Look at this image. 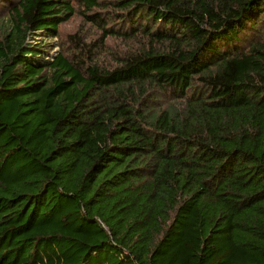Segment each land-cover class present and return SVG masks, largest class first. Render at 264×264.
Returning a JSON list of instances; mask_svg holds the SVG:
<instances>
[{
  "label": "trees",
  "instance_id": "1",
  "mask_svg": "<svg viewBox=\"0 0 264 264\" xmlns=\"http://www.w3.org/2000/svg\"><path fill=\"white\" fill-rule=\"evenodd\" d=\"M82 2L0 0V264H264V0Z\"/></svg>",
  "mask_w": 264,
  "mask_h": 264
},
{
  "label": "rangeland",
  "instance_id": "2",
  "mask_svg": "<svg viewBox=\"0 0 264 264\" xmlns=\"http://www.w3.org/2000/svg\"><path fill=\"white\" fill-rule=\"evenodd\" d=\"M76 6L75 14L66 22L62 23L55 38H49L45 35H39L40 42L51 53L50 56L62 52L71 57L74 54L80 55V47L72 40L73 36L83 37V43L89 45L96 43L94 48L95 58L103 65L114 67L118 63V58L125 54L135 40H125L118 36H103V30L100 26L91 23L82 13L86 11L82 0H73ZM2 17L0 18V22ZM2 30L0 29V34ZM41 34V32H39ZM138 43V42H137Z\"/></svg>",
  "mask_w": 264,
  "mask_h": 264
}]
</instances>
